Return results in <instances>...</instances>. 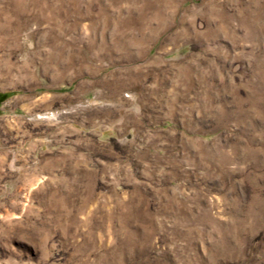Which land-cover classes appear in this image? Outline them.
I'll return each instance as SVG.
<instances>
[{
    "label": "rangeland",
    "instance_id": "obj_1",
    "mask_svg": "<svg viewBox=\"0 0 264 264\" xmlns=\"http://www.w3.org/2000/svg\"><path fill=\"white\" fill-rule=\"evenodd\" d=\"M0 264H264V0H0Z\"/></svg>",
    "mask_w": 264,
    "mask_h": 264
}]
</instances>
